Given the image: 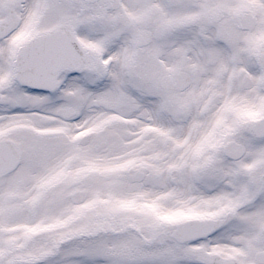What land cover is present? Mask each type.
Here are the masks:
<instances>
[{
	"label": "snow or ice",
	"instance_id": "obj_1",
	"mask_svg": "<svg viewBox=\"0 0 264 264\" xmlns=\"http://www.w3.org/2000/svg\"><path fill=\"white\" fill-rule=\"evenodd\" d=\"M0 264H264V0H0Z\"/></svg>",
	"mask_w": 264,
	"mask_h": 264
}]
</instances>
